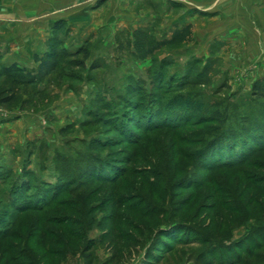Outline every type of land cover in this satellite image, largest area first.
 I'll use <instances>...</instances> for the list:
<instances>
[{
    "label": "rangeland",
    "instance_id": "obj_1",
    "mask_svg": "<svg viewBox=\"0 0 264 264\" xmlns=\"http://www.w3.org/2000/svg\"><path fill=\"white\" fill-rule=\"evenodd\" d=\"M21 1L43 31L22 67L0 50V98L4 70L34 81L0 105V264H264V151L199 164L223 117L264 121V0Z\"/></svg>",
    "mask_w": 264,
    "mask_h": 264
},
{
    "label": "trees",
    "instance_id": "obj_2",
    "mask_svg": "<svg viewBox=\"0 0 264 264\" xmlns=\"http://www.w3.org/2000/svg\"><path fill=\"white\" fill-rule=\"evenodd\" d=\"M191 40H192V27L186 26L180 30H176L173 33L172 37L168 39V41L156 44L152 52L154 53L158 52L167 46L180 47L190 43ZM54 66L55 64H53L52 67L50 63H47L45 66H43L40 69L39 74H43V73H45V75L52 74L55 70ZM3 74H4L3 83L6 85V88L8 90L7 89H6L7 91L5 89L3 90L2 97L0 98V105L2 107L12 108L19 102L18 93L22 90V88L26 87L27 83H34V81H32L30 74L28 73L21 74V71L17 67L6 69L3 71ZM189 84H194V83H189ZM254 90L257 95L259 96L264 95V79L260 80L255 84ZM182 115L183 116L180 118L176 116L174 118V122H176L177 126H182V124L184 125L187 122V120L184 118L186 117V115L185 114ZM227 119L228 117H223L220 120L219 124L211 132V135L208 137L206 143L204 144L203 155L205 156L211 153L210 157H207V159L205 157L206 160L204 162H203L204 158H202L201 163H199L200 166L205 171L211 172L221 169H230L235 166H240L241 164L246 162L251 155H253L256 151H258V149L259 151L261 150L264 151V133H263L264 121L261 120L252 121L251 122L252 124H249L248 122H244L241 123L240 128L238 127L233 131V129L226 128ZM162 126L163 125H161L160 127ZM163 128L164 127L160 129ZM251 130H257L258 133L252 132ZM259 133H261V135ZM238 145L240 147V151L239 149L237 150ZM234 148L237 151L235 155L236 158H234V155L233 157H231V153L234 154V152L230 150ZM227 150H229V152ZM223 151H227V152L223 153ZM117 179L118 178L116 177L115 179H113V181ZM106 180H107L106 182L109 181L113 182L112 180H108V179ZM63 193H64L63 188L59 189L56 192V194L53 191L46 192L44 194V198L43 197L39 198V201L36 203L37 205H34L33 203H27L28 200L29 202L30 200H32L28 194L27 195L28 200L26 197L27 200L26 203L19 205V207H17V211L20 212L21 214L30 213V212L42 213L45 209H48V207L53 202L59 200V197ZM49 194H51V197H49ZM171 225L173 226V224ZM0 233L3 234V235L1 234L0 237L4 239H8L11 236L10 233H6L5 231L4 232L0 231ZM171 240L173 242H177L176 239L174 240V237ZM263 243L264 241H262V244H260L261 247L264 246ZM56 254L57 252L55 251V253H53V256L56 257Z\"/></svg>",
    "mask_w": 264,
    "mask_h": 264
},
{
    "label": "crops",
    "instance_id": "obj_3",
    "mask_svg": "<svg viewBox=\"0 0 264 264\" xmlns=\"http://www.w3.org/2000/svg\"><path fill=\"white\" fill-rule=\"evenodd\" d=\"M27 11L21 0H0V50L7 55L8 65L22 67L21 62L27 56V34L36 38L43 31V22ZM3 50V51H2Z\"/></svg>",
    "mask_w": 264,
    "mask_h": 264
}]
</instances>
